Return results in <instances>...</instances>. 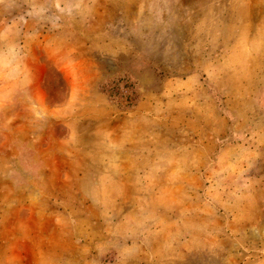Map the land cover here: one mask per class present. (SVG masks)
<instances>
[{"label":"rangeland","instance_id":"obj_1","mask_svg":"<svg viewBox=\"0 0 264 264\" xmlns=\"http://www.w3.org/2000/svg\"><path fill=\"white\" fill-rule=\"evenodd\" d=\"M0 264H264V0H0Z\"/></svg>","mask_w":264,"mask_h":264}]
</instances>
